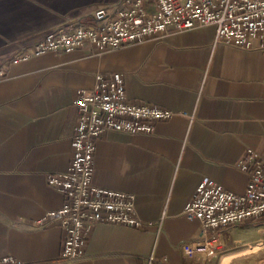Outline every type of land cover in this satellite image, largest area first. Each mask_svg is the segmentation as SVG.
Returning <instances> with one entry per match:
<instances>
[{"label":"crops","instance_id":"obj_1","mask_svg":"<svg viewBox=\"0 0 264 264\" xmlns=\"http://www.w3.org/2000/svg\"><path fill=\"white\" fill-rule=\"evenodd\" d=\"M118 0H0V256L25 264H142L154 253L170 264H264L246 246L262 226L240 221L218 229L220 252L185 255L199 223L182 210L197 183L209 177L241 192L237 167L246 148L264 156V50L213 45L215 28L196 26L125 43L100 54L89 44L9 59L17 43H32L69 24H89L94 11ZM119 71L127 98L171 109L151 133L106 130L93 157L94 185L130 192L141 229L111 223L89 228L83 255L59 257L61 230L38 225L59 207L61 193L45 180L69 163L78 89L97 73Z\"/></svg>","mask_w":264,"mask_h":264},{"label":"built area","instance_id":"obj_2","mask_svg":"<svg viewBox=\"0 0 264 264\" xmlns=\"http://www.w3.org/2000/svg\"><path fill=\"white\" fill-rule=\"evenodd\" d=\"M208 25L215 28L213 45L224 43L244 50H264V0H118L111 12L97 8L89 24L61 26L30 44L17 43L9 60L15 63L46 52H68L84 44L100 54L167 31ZM73 104L76 123L68 166L64 171L45 174L46 183L61 193L63 202L46 210L37 220L38 225L60 228L59 257L67 260L83 255L92 224L143 227L132 193L100 187L91 181L99 138L109 129L151 133L156 121L168 119L174 113L165 107L130 101L119 71L97 73L92 88L76 91ZM237 167L247 178L241 192L227 190L203 177L186 201L182 218L199 223V241L181 245L188 257L216 256L221 247L218 229L240 221L262 226V236L246 247L264 255V156L246 148ZM0 264L25 263L7 254L0 256ZM142 264L170 263L150 253Z\"/></svg>","mask_w":264,"mask_h":264}]
</instances>
